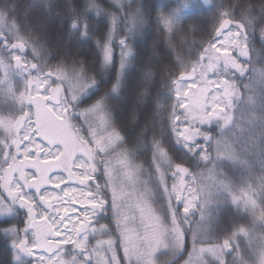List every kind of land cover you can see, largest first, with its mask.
<instances>
[{"label": "snow or ice", "instance_id": "snow-or-ice-1", "mask_svg": "<svg viewBox=\"0 0 264 264\" xmlns=\"http://www.w3.org/2000/svg\"><path fill=\"white\" fill-rule=\"evenodd\" d=\"M65 7L68 15L59 16ZM113 7L96 0L0 3V77L11 74L23 85L11 91L17 106L0 115V216L23 209L27 217L23 228L0 227L16 264H100L101 252L112 253L104 264H120L121 247L125 264H156L169 239L174 251H186L190 239L196 264H246L241 244L255 248L252 224L264 229V168L258 178L239 180L222 169L225 160L239 163L225 134L236 126L241 89L253 90L248 73L264 77L250 53L257 18L226 0ZM45 9L78 44L94 45L95 62L53 34L38 15ZM90 9L102 17L99 28ZM201 9L211 30L203 17L193 22ZM146 28L158 30L166 52L131 83ZM247 100L254 103L252 95ZM51 121L66 135L52 134ZM252 123L260 130L252 151L264 165V96ZM232 206L252 223L225 222ZM257 239L264 264V234Z\"/></svg>", "mask_w": 264, "mask_h": 264}, {"label": "trees", "instance_id": "trees-1", "mask_svg": "<svg viewBox=\"0 0 264 264\" xmlns=\"http://www.w3.org/2000/svg\"><path fill=\"white\" fill-rule=\"evenodd\" d=\"M4 0H0V3H3ZM11 2V0H8ZM27 2V0H24ZM41 0H37V3H40ZM49 2H59L61 4L65 3V0H49ZM89 3L92 4L93 0H79V3ZM96 2L101 6L102 9H106L111 12H115V7L113 5L119 6L120 4H142L145 6L147 11H151L153 6H162L166 3H171L172 0H96ZM201 4H203V0H199ZM213 2H218V0H213ZM226 2L231 3L234 7L238 9V11H243L245 9H251L253 16L257 18L255 22L254 28L249 30V39L252 41L250 47V53L252 54V59L254 61V67L257 70L264 69V32L261 31V28L264 25L259 23V16L261 15V10L264 8V0H226ZM91 12V20L90 23L94 24L95 27H100V21L102 19L94 9H90ZM56 13L59 16H67L69 13L68 8H58ZM38 15L42 16V22L46 23L53 34L58 35L62 38L63 42L75 46L74 50H78L82 53L81 59L85 57L90 62H95L96 60V52L93 44H78L74 37L67 35L62 31V26L57 23L55 16L53 13L48 12L46 9L43 12L38 13ZM203 17V23L211 25V16L204 9L199 10L195 14H193V22L200 23V18ZM110 23V20L107 21ZM107 30V29H103ZM119 35V34H118ZM185 39L181 37V40ZM187 39H192V37H188ZM137 51L139 53V62H134L135 71H133L130 75L131 83H138L140 78V70L144 64L152 63L157 64L158 58L165 54L166 45L165 41L160 38L158 30L153 31L150 28L145 29V33L142 34L136 44ZM115 50L118 56L119 46L118 42L115 46ZM31 59V56L28 57ZM252 67V66H250ZM95 77L97 81L101 79V75L99 69L95 71ZM249 76L253 77L252 82V92L249 93L247 89H241L243 95L242 100L243 104L239 108V110L235 113V121L236 126L230 132L225 134V139L228 141V144L231 145L236 152L239 153V163H234L231 160H225V167L222 171L227 172L234 179L239 180L241 177L247 178L248 176H253L258 178L262 174V165L261 160L259 158V154L253 153L252 151V141H258L260 136V130L257 126L252 123L254 117L259 115V110L261 106V97L264 96V77H261L259 71L255 74L248 73ZM105 80L108 79V76L104 77ZM245 84L248 83V80L245 79L243 81ZM17 83V82H16ZM1 86V85H0ZM21 86V85H20ZM17 87L18 88H20ZM107 87H111L108 85ZM105 88V91L107 90ZM103 94V93H102ZM252 95L254 97V103H249L247 100V96ZM17 105L14 103L13 96L11 92H7L0 88V115L9 114L14 107ZM218 130H213V135L216 134ZM2 138V137H0ZM215 154V152H213ZM148 155L146 154L141 158L140 162L147 159ZM157 208L160 205L156 206ZM21 212L15 218L0 216V227L8 226V227H20L23 228L24 224L21 223V220L26 221V216L24 214V210L21 209ZM235 206L224 214L225 222L237 221L245 226H248L251 222V217L249 219H239L233 214L235 213ZM241 215L243 212L241 211ZM199 219V217H196ZM5 221H10V223L5 224ZM101 223H108L107 220L101 221ZM252 231L254 233V241L256 243L255 248L245 247L247 241L245 240L241 244V256L246 261V264H259L260 259V242L257 239L262 234H264V229L261 228L259 221L252 224ZM203 239H212L214 242L216 241V237H208L204 236ZM171 239H169V250H164L157 255V264H183L186 259L189 257L190 253L193 251V246L191 244V240H186L185 248L186 251H174V244ZM202 246V245H196ZM70 248L71 246H67ZM15 250L12 248L11 237L4 235L0 232V264H16L14 259ZM27 259V258H26ZM226 260H231L232 256L228 255L225 257ZM119 260L121 264H125L123 259V251L119 252Z\"/></svg>", "mask_w": 264, "mask_h": 264}, {"label": "rangeland", "instance_id": "rangeland-1", "mask_svg": "<svg viewBox=\"0 0 264 264\" xmlns=\"http://www.w3.org/2000/svg\"><path fill=\"white\" fill-rule=\"evenodd\" d=\"M0 85H1L0 88H2V90L7 91V92H11V91L16 90L17 87H19L20 85H21L20 86L21 90H23L22 82L18 78H16L15 76H13L11 74L9 75V77H8L7 80H4L2 77H0ZM17 95H18V93H17ZM50 131L54 135H58V136H65L66 135L64 129L61 128L58 124H56L55 121H51ZM69 142H71V141H69ZM26 220H27V218H26ZM141 231H145V229L144 228H141ZM103 239H107V237H103ZM138 243H139V241H138ZM172 243L174 244V242H172ZM94 244H95V241L90 239V245H94ZM199 247H201V246H197V248H199ZM120 251H122V247L121 248H117L115 250V255H116L117 261H119L120 264H121V261L119 260V252ZM192 253H193V251L190 253L189 257L186 259L185 263H183V264H188V262L190 260V256H191V264H196L197 257L194 256V255H192ZM158 254L159 253H157V255ZM100 255H101V262H100V264H104V261H107L108 256L112 255V253L109 252L107 255H105L103 252H101ZM65 258H67V257H65ZM93 259L95 261V257H93ZM259 264H261V256H260V259H259Z\"/></svg>", "mask_w": 264, "mask_h": 264}]
</instances>
